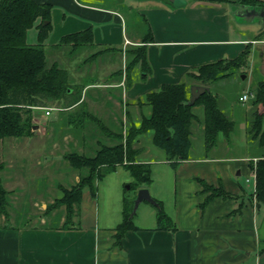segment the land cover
<instances>
[{
  "label": "crops",
  "instance_id": "crops-1",
  "mask_svg": "<svg viewBox=\"0 0 264 264\" xmlns=\"http://www.w3.org/2000/svg\"><path fill=\"white\" fill-rule=\"evenodd\" d=\"M33 1L50 6L51 30L44 45L54 47L64 35L91 30L92 45L77 50L66 47L68 54L83 50L85 57L79 63L90 68L82 70V77L100 73L98 81L81 85L78 102L80 106L90 102L85 105L89 116L117 118L120 114L125 119L124 134L130 124L137 126L150 114L148 93L162 84H197L186 75L198 66L233 59L246 48L251 53L264 44L260 34L264 28L253 37H242L246 28L232 24L233 14L224 0H193L174 8L158 0H114L115 4L107 5L101 0ZM119 6L140 18L144 28L137 25L128 33V16ZM259 34L262 40H255ZM146 39V72L139 63H132L127 71L130 51ZM103 56L115 57L116 64L105 67ZM198 108L192 109L196 120L190 127L187 159L172 165L153 146L152 131L133 141L141 150L135 160L148 163L151 169L150 183L141 188L162 203L174 230H158L154 205L141 202L133 214L135 229L116 243L115 228L122 221L126 197L123 185L133 181L129 171L117 166L95 181L94 196L87 189L82 192L77 216L67 227L0 228V264H264V203L252 195L255 179L249 167L260 154L237 152L248 144L244 123L235 140L238 148L223 141L219 133L216 144L206 149L204 113ZM107 139L103 144L112 145ZM201 182L234 197H213L201 207L208 196Z\"/></svg>",
  "mask_w": 264,
  "mask_h": 264
},
{
  "label": "trees",
  "instance_id": "trees-1",
  "mask_svg": "<svg viewBox=\"0 0 264 264\" xmlns=\"http://www.w3.org/2000/svg\"><path fill=\"white\" fill-rule=\"evenodd\" d=\"M33 26L38 31L37 43L29 45L26 43V32ZM50 30L49 5L37 4L33 0H0V141L32 137L34 131L31 111L34 108L53 107V102L64 103L65 97L71 96L76 89L69 82L65 70L59 68L56 62L50 65L46 62L44 41ZM258 36L260 37V34L256 37ZM146 42L147 39L142 42L143 45L130 51V63H139L144 72L147 68L144 45ZM63 45L71 46L75 50L92 45L91 30L87 28L82 32L64 35L54 47ZM249 53L250 50L246 48L233 59H221L198 66L195 72L188 73L186 78L199 85L208 86V83L229 76L232 69L243 67ZM81 90L82 86L74 103H78ZM188 94L186 82L162 84L157 91L146 96L150 114L142 117L137 126L132 124L124 138L118 132H110L105 134L106 137L116 139V142L112 145L101 143L94 155L86 157L71 152L63 156L68 165L78 172V180L69 188L59 186L61 196L55 203L64 205L65 220L62 222V228L72 224L73 218L77 216L82 192L87 189L94 196L95 181L115 171L117 166H122L132 176L130 190L148 186L151 181L150 165L135 160L141 150L134 149L131 144L137 136L152 131L153 146L162 150L172 165L176 161L185 160L190 149V127L196 120L192 109L201 106L204 113L202 126L205 148L210 149L216 144L219 133L229 140L234 122L218 108L217 99L210 90L204 92L191 106L187 105ZM252 98L251 105L254 109L250 112L246 138L256 139L263 153L254 165H249L255 179L252 195L258 202L264 203V82L258 83ZM65 107L69 106L62 108ZM201 185L202 192L208 193L201 207L213 197H234L220 187L215 188L205 182H201ZM7 195L8 192L0 180V217L4 219L0 228L7 226ZM133 198L123 199L122 221L115 228L118 244L126 231L135 229L131 215ZM155 202L156 228L174 230L173 222L165 213L162 203L157 200Z\"/></svg>",
  "mask_w": 264,
  "mask_h": 264
},
{
  "label": "rangeland",
  "instance_id": "rangeland-1",
  "mask_svg": "<svg viewBox=\"0 0 264 264\" xmlns=\"http://www.w3.org/2000/svg\"><path fill=\"white\" fill-rule=\"evenodd\" d=\"M192 1L178 0L179 3H183L181 5L189 4ZM108 3L115 4L114 0H101L103 5ZM109 6L112 5L109 4ZM226 6L228 8L229 5L226 4ZM119 8L128 16V33L133 32L137 25L140 30L144 28L140 18L133 17L124 6H119ZM232 20L234 26H237L238 23L244 29L246 28L242 30L244 32L242 37H248L247 35L253 37L254 34L259 33L257 30L259 31L261 28L257 20H247L249 22H246L234 15H232ZM262 31L263 33L260 34L264 36V30ZM37 32L35 26L27 30V44L35 45L37 43ZM236 35L235 31H232V36L235 37ZM258 38L259 36L255 40H262ZM66 47V45L58 47L45 45L44 51L48 65L56 62L59 68L66 71L69 82L76 88L74 93L65 97L64 103L53 102L51 104L53 107H47L53 109L49 115L45 114L47 109L45 107L34 108L31 111L34 131L32 137L8 138L0 141V163L2 164L0 180L3 188L8 192L6 196L8 218L5 222L7 227H53L62 224L65 220L64 205L55 203V200L61 196L59 186L69 188L78 177V172L68 165L63 156L71 152L86 157L92 156L98 145L108 140L105 134L118 132L124 138L127 130L131 129L132 124L127 127L125 134L123 133L125 119L121 118L120 114L115 116L117 118H96L91 114L90 116L93 117H90L85 112V105L89 101L81 106L80 102H73L77 98L81 85L87 81H98L100 73L89 72L82 77L80 75L82 70L90 68L88 66L83 67L79 63L81 57H85V54L81 55L83 50L78 51L75 55L73 53L68 54L67 50L69 49ZM103 60L107 61L104 64L105 67L114 66L117 62L115 57L103 56ZM130 66L131 63L127 65V71H129ZM259 82H264V76L260 70L259 52L253 49L243 67L234 68L229 76L208 83L211 94L217 99L218 108L234 122V129L229 140L223 137V141L232 144L235 149L238 148L235 140L239 135L241 123H244L248 130L250 112L254 109L251 105L253 96L245 102L239 101V97L243 94L247 96L254 94ZM90 93V91L87 92V96ZM63 106L69 107L62 108ZM114 107L116 109L118 106L114 103ZM201 108L199 106V111H202ZM94 114L96 115V113ZM244 117H246L245 121ZM111 140L116 142V139L111 138ZM133 141L131 144L135 149ZM238 149V153L258 152L263 155L262 148L256 139L248 140L244 149ZM129 183L131 182L124 183L123 193L126 194L127 198H132L136 195V191L129 189ZM124 190L126 191L124 192ZM3 222L4 219L1 216L0 225Z\"/></svg>",
  "mask_w": 264,
  "mask_h": 264
},
{
  "label": "water",
  "instance_id": "water-1",
  "mask_svg": "<svg viewBox=\"0 0 264 264\" xmlns=\"http://www.w3.org/2000/svg\"><path fill=\"white\" fill-rule=\"evenodd\" d=\"M171 8L180 6L183 3H179L178 0H158ZM239 14V13H238ZM261 28H264V13L262 18L259 20ZM256 50L259 52L260 60V70L264 75V44L256 46ZM189 97L187 105L191 106L204 92H209V88L202 85L192 84L188 88ZM128 188V186H127ZM141 202H148L150 204L156 205L155 200L150 196L147 188H139L136 191V195L133 198V207L131 215H133Z\"/></svg>",
  "mask_w": 264,
  "mask_h": 264
},
{
  "label": "flooded vegetation",
  "instance_id": "flooded-vegetation-1",
  "mask_svg": "<svg viewBox=\"0 0 264 264\" xmlns=\"http://www.w3.org/2000/svg\"><path fill=\"white\" fill-rule=\"evenodd\" d=\"M232 12V14L241 19L247 20H259L264 13V0H224ZM239 13V14H238Z\"/></svg>",
  "mask_w": 264,
  "mask_h": 264
},
{
  "label": "built area",
  "instance_id": "built-area-1",
  "mask_svg": "<svg viewBox=\"0 0 264 264\" xmlns=\"http://www.w3.org/2000/svg\"><path fill=\"white\" fill-rule=\"evenodd\" d=\"M253 96V94H250V96H247L246 94H243V95H241L240 97H239V101H241V102H245V101H247V99L249 98V97H252ZM53 109L51 108V109H49V108H47L46 110H45V114L46 115H49L50 113H51V111H52ZM252 176L254 177V173L252 172Z\"/></svg>",
  "mask_w": 264,
  "mask_h": 264
}]
</instances>
